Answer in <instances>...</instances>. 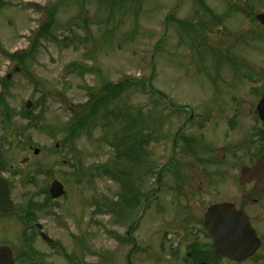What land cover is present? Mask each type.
Wrapping results in <instances>:
<instances>
[{
  "label": "rangeland",
  "instance_id": "1",
  "mask_svg": "<svg viewBox=\"0 0 264 264\" xmlns=\"http://www.w3.org/2000/svg\"><path fill=\"white\" fill-rule=\"evenodd\" d=\"M260 13L264 0H0V99L11 110L5 116L0 102V164L14 201L0 215V244L13 247L17 264L27 251L54 264L55 242L81 262L123 263L132 245L119 237L130 231L146 242L144 231L155 235L162 221L186 214L185 206L176 208L175 189L199 174L198 157L209 155L223 132L188 122L189 111L173 107L200 114L233 106L234 92L248 98L251 86L229 85L225 72L228 62L263 64ZM27 101L33 111L25 116ZM105 108L106 126L99 120L70 135L71 125ZM180 128L193 144L174 145ZM119 139L122 149L139 143L138 155L121 158L111 145ZM103 164L120 175L102 172ZM54 179L65 194L52 201ZM217 179L195 182L203 187L202 207L225 187ZM28 209L33 227L41 224L53 243L26 228Z\"/></svg>",
  "mask_w": 264,
  "mask_h": 264
},
{
  "label": "flooded vegetation",
  "instance_id": "2",
  "mask_svg": "<svg viewBox=\"0 0 264 264\" xmlns=\"http://www.w3.org/2000/svg\"><path fill=\"white\" fill-rule=\"evenodd\" d=\"M259 24L264 28L261 22ZM228 67L225 73L229 76L226 80L232 81L228 82L229 85L240 82L251 86L247 99L234 92L230 95L233 106L209 107L200 114H196L188 105L173 107L177 114L189 111L188 122L197 119L199 127L209 125L212 131L223 132L219 140H213L215 144L211 153L198 157L201 161L199 174L190 177L188 182L184 181L187 188L181 186L175 189L176 208L182 205L188 211L179 219L173 217L162 221L155 235L144 231L148 235L146 242L145 237L130 235V231L119 237L120 243L132 246L126 253V260L118 264H264V62L261 65L248 61L228 62ZM195 140L180 128L175 133L173 142L175 146L187 147ZM205 140L206 137L197 141L203 143ZM173 158H170L168 168L170 163L175 164ZM4 167L1 163L0 177L7 181L11 192L10 181L2 174ZM158 174L161 182L162 172ZM216 177L220 184L226 183L225 187H220L222 189H219L217 201L202 207L197 196H201L203 187H194L195 182L199 180V185H203L209 181L214 182ZM50 198L56 200L51 196ZM219 204L232 206L236 211L242 212L245 219L216 221L220 234L214 239L207 228L206 217L209 209ZM11 209L13 208L0 212V215L4 217ZM34 216L32 209L24 213L26 228L29 227L45 239L42 236V233L46 234L42 230L43 226L39 223L34 224V227L32 225ZM135 229V233H140L139 224ZM215 240L224 245L216 247ZM55 243L58 250L54 264H76L75 259L79 261L77 256L63 253L59 244ZM42 259L27 251L23 255V264H47ZM14 261L17 264L15 258ZM79 264L91 263L79 261Z\"/></svg>",
  "mask_w": 264,
  "mask_h": 264
},
{
  "label": "water",
  "instance_id": "3",
  "mask_svg": "<svg viewBox=\"0 0 264 264\" xmlns=\"http://www.w3.org/2000/svg\"><path fill=\"white\" fill-rule=\"evenodd\" d=\"M256 19L264 24V13H260L256 16ZM32 102L27 101L26 106L31 107ZM39 149H35V153H38ZM50 195L52 198L57 199L65 194L64 185L57 179L53 180L50 185ZM13 207V200L11 199V192L7 185V181L0 177V212H7ZM207 228L210 234L217 239L219 228H217L216 221H231V220H244L245 216L242 212L236 211L232 206L228 204H219L211 207L207 213ZM42 236L49 242L52 239L42 233ZM216 247L224 245L215 240ZM0 264H15L13 258V250L9 245H0Z\"/></svg>",
  "mask_w": 264,
  "mask_h": 264
},
{
  "label": "trees",
  "instance_id": "4",
  "mask_svg": "<svg viewBox=\"0 0 264 264\" xmlns=\"http://www.w3.org/2000/svg\"><path fill=\"white\" fill-rule=\"evenodd\" d=\"M43 31V30H42ZM43 34V33H42ZM7 56L9 58H12L13 56H17V54H13V53H8ZM20 59H23V58H20ZM6 79L8 80V78L6 77ZM141 83V82H140ZM123 83H117L115 85H111V88H117V87H120L122 86ZM142 89H145L146 88V85L143 83L141 85ZM0 102H2L4 104V108H3V113L4 115H8L9 112H11L10 108H8L5 104V102L0 99ZM109 105V108H110V104H107ZM106 105V106H107ZM109 108L108 110H106L105 108V112L103 114H99V115H96V114H93V115H89L88 117H85L83 116V118L81 119V122L79 123H75L73 125H71V127H69V132H70V135L75 138V137H78L79 134L82 132V130H88L90 128V125L93 126V127H96V125L98 124L97 121L99 120H103L104 123H102L103 126H106L108 123L106 122V116L108 115L109 113ZM26 112L25 113V116L26 115H29L32 113L33 110H27L25 109ZM94 111V110H93ZM120 117H122L123 115L126 116L125 114H123L121 111H119V114H118ZM123 118V117H122ZM118 141L120 142V139L115 141L114 143H112L111 145H116V148L122 158L123 155L126 154V156H131V153L132 151H139V148L137 145L138 144H135L134 142L132 144H124V148L122 149V146L120 145V142L118 144ZM141 141V140H139ZM145 142V141H144ZM66 142L63 141L62 145L65 146ZM130 151V152H129ZM137 155H138V152H137ZM104 171L102 172H105L107 174H111V175H114V176H117V175H120L118 169L116 166L114 165H111V164H103L102 167H101ZM82 169L78 168L77 171H80ZM123 171V169H122ZM91 174H95V172L93 173L92 171H90ZM164 173V172H163ZM30 217V216H29ZM20 264H23V258L21 259L20 261Z\"/></svg>",
  "mask_w": 264,
  "mask_h": 264
}]
</instances>
